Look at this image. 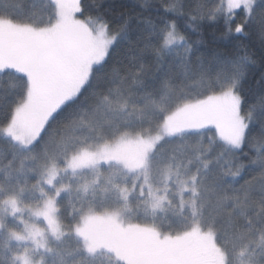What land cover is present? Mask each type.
<instances>
[{
    "label": "snow or ice",
    "instance_id": "obj_1",
    "mask_svg": "<svg viewBox=\"0 0 264 264\" xmlns=\"http://www.w3.org/2000/svg\"><path fill=\"white\" fill-rule=\"evenodd\" d=\"M82 8L0 7V264H264V0Z\"/></svg>",
    "mask_w": 264,
    "mask_h": 264
},
{
    "label": "trees",
    "instance_id": "obj_2",
    "mask_svg": "<svg viewBox=\"0 0 264 264\" xmlns=\"http://www.w3.org/2000/svg\"><path fill=\"white\" fill-rule=\"evenodd\" d=\"M25 0H0V7H3L5 4H20L24 3ZM40 0H37V4H39ZM46 2V0H45ZM139 0H81V3L83 5L82 11L84 15L82 18H89L95 16L96 13V5L97 3L103 4L106 9H108V17L111 20H118L119 19V13L121 12H132L133 15H135V6ZM150 2H153V0H150ZM155 3H159L160 0H154ZM214 4H221L222 0H212ZM155 8L153 9V12H155ZM242 11H239L236 13L235 18L237 21H239L240 16L242 14ZM224 15H227L224 11ZM212 29H207L203 33V40L204 42L202 44L197 45V52L196 56L202 58L205 61L211 60L218 52H224L225 49L223 45L219 43V41L214 40L212 36ZM193 39H196L194 36ZM258 45H256L255 48H253V51L258 50ZM122 62H126L124 60V57L122 55L121 48H117V50L112 54V59L110 61L111 66H115L117 64H121ZM153 76H159L162 75L161 72L153 69ZM4 77L0 75V87L3 86ZM105 80V77L101 78V82L103 83ZM261 81V70L259 65L257 64L252 71L249 73L247 82L245 84V95L248 97L249 101H252L260 95L262 91H264V85L260 83ZM10 86V82H9ZM201 89H207L208 84L205 82L203 85L200 86ZM260 132V125L257 122L253 126V135L258 136ZM244 152L248 153L249 156L252 154V149L249 147L244 148ZM242 159L247 163L248 157H242ZM101 264H104L103 261H101Z\"/></svg>",
    "mask_w": 264,
    "mask_h": 264
},
{
    "label": "rangeland",
    "instance_id": "obj_3",
    "mask_svg": "<svg viewBox=\"0 0 264 264\" xmlns=\"http://www.w3.org/2000/svg\"><path fill=\"white\" fill-rule=\"evenodd\" d=\"M222 3H223V5H224V11H225V13L227 14V0H222ZM241 10H242L241 8H237V9L234 10V12L237 13V12H239V11H241ZM77 17H78V18H82V16H81L80 13H77ZM95 26L98 27L99 25L96 24Z\"/></svg>",
    "mask_w": 264,
    "mask_h": 264
}]
</instances>
